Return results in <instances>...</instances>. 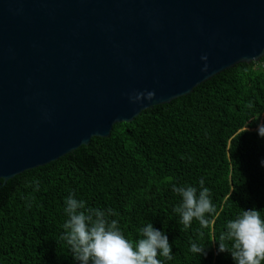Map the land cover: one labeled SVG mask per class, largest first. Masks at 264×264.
<instances>
[{"label": "water", "instance_id": "water-1", "mask_svg": "<svg viewBox=\"0 0 264 264\" xmlns=\"http://www.w3.org/2000/svg\"><path fill=\"white\" fill-rule=\"evenodd\" d=\"M263 55L264 0H0V182Z\"/></svg>", "mask_w": 264, "mask_h": 264}, {"label": "trees", "instance_id": "trees-1", "mask_svg": "<svg viewBox=\"0 0 264 264\" xmlns=\"http://www.w3.org/2000/svg\"><path fill=\"white\" fill-rule=\"evenodd\" d=\"M252 101L253 108L246 104ZM264 55L238 63L167 104L140 111L130 122L113 124L105 138L43 166L0 182V264H78L58 240L67 219L69 195L87 206L111 208L109 217L129 240L148 222L169 240L172 259L163 264H234L219 252L227 222L241 209L264 217ZM210 189L216 206L201 228L183 229L173 209L181 197L172 186ZM38 182V184H37ZM206 255L190 251L191 243ZM264 264V262H262Z\"/></svg>", "mask_w": 264, "mask_h": 264}, {"label": "clouds", "instance_id": "clouds-1", "mask_svg": "<svg viewBox=\"0 0 264 264\" xmlns=\"http://www.w3.org/2000/svg\"><path fill=\"white\" fill-rule=\"evenodd\" d=\"M206 59V57H202ZM207 66L205 65L206 70ZM153 92L137 93L132 99L139 101L153 97ZM247 108H253L249 101ZM258 134L264 137V122L257 124ZM264 165V160L261 161ZM38 184V182H37ZM191 185L172 186V191L181 197L173 209L179 215L183 229L191 227L193 220L201 228L209 224L206 214H214L216 206L211 199L210 189ZM67 219L62 225L63 231L58 237L70 250L78 264H163L158 259H172V250L168 237L151 222L140 229L138 240H129L121 231L118 221L109 219L117 215L111 208L101 209L87 206L84 200L69 195L64 201ZM218 243L219 252H228L234 264H262L264 262V217L256 208L241 209L227 222L225 231L221 232ZM190 251L197 255H206L205 247L196 242L191 243Z\"/></svg>", "mask_w": 264, "mask_h": 264}]
</instances>
